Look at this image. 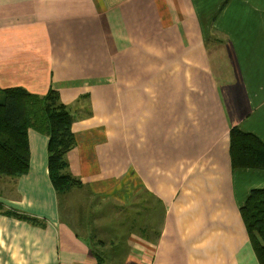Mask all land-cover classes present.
<instances>
[{
	"label": "crops",
	"instance_id": "crops-1",
	"mask_svg": "<svg viewBox=\"0 0 264 264\" xmlns=\"http://www.w3.org/2000/svg\"><path fill=\"white\" fill-rule=\"evenodd\" d=\"M15 87L70 110L87 197L61 208L28 131V172L0 175V264H260L240 209L264 171L233 168L229 136L264 143V0H0Z\"/></svg>",
	"mask_w": 264,
	"mask_h": 264
},
{
	"label": "trees",
	"instance_id": "trees-1",
	"mask_svg": "<svg viewBox=\"0 0 264 264\" xmlns=\"http://www.w3.org/2000/svg\"><path fill=\"white\" fill-rule=\"evenodd\" d=\"M54 91L37 96L21 88L0 89V175L19 177L29 168L28 131L48 138V174L55 191L79 183L65 173V156L75 145L72 115ZM230 158L235 169L264 171V143L236 128L230 131ZM258 262L264 264V189L252 190L240 209Z\"/></svg>",
	"mask_w": 264,
	"mask_h": 264
},
{
	"label": "rangeland",
	"instance_id": "rangeland-1",
	"mask_svg": "<svg viewBox=\"0 0 264 264\" xmlns=\"http://www.w3.org/2000/svg\"><path fill=\"white\" fill-rule=\"evenodd\" d=\"M87 191L86 190H83L80 186L76 185L70 189H67L65 191H61V192H58V197H59V200H60V203L62 204V207H66V200L68 201V203L70 202V199H73V200H80V199H83L85 197H87ZM69 197H68V196ZM66 198V199H65ZM65 199V200H64ZM63 201V202H62ZM68 206L70 207V205L68 204ZM77 205H74L73 208H76Z\"/></svg>",
	"mask_w": 264,
	"mask_h": 264
}]
</instances>
